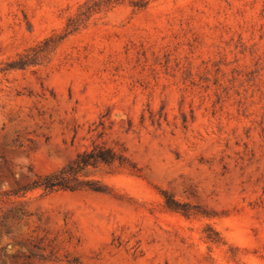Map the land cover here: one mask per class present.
Listing matches in <instances>:
<instances>
[{
	"label": "rangeland",
	"instance_id": "374dc122",
	"mask_svg": "<svg viewBox=\"0 0 264 264\" xmlns=\"http://www.w3.org/2000/svg\"><path fill=\"white\" fill-rule=\"evenodd\" d=\"M96 1L0 0V264H264V0Z\"/></svg>",
	"mask_w": 264,
	"mask_h": 264
},
{
	"label": "trees",
	"instance_id": "16d2710c",
	"mask_svg": "<svg viewBox=\"0 0 264 264\" xmlns=\"http://www.w3.org/2000/svg\"><path fill=\"white\" fill-rule=\"evenodd\" d=\"M120 1L121 0H99V1H96L93 4L94 7L92 9H90L88 12H90V13L96 12V11L100 10L102 6H110V5L116 4ZM147 1H149V0L131 1V3L133 2L132 4L134 6L143 7L147 3ZM75 28L76 27H73L71 30L73 31V30H75ZM64 172H66V170L63 169L60 172L49 174V175L45 176L41 181H39L37 186H42V187L47 188V189L69 188L70 186L67 185L65 183V181L59 180V178H58L59 175L63 174Z\"/></svg>",
	"mask_w": 264,
	"mask_h": 264
}]
</instances>
